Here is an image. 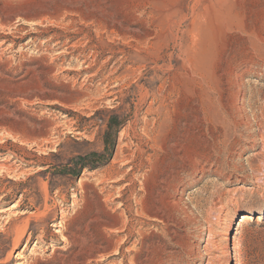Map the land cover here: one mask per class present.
<instances>
[{"label":"rangeland","instance_id":"374dc122","mask_svg":"<svg viewBox=\"0 0 264 264\" xmlns=\"http://www.w3.org/2000/svg\"><path fill=\"white\" fill-rule=\"evenodd\" d=\"M259 202L264 0H0V264H264Z\"/></svg>","mask_w":264,"mask_h":264},{"label":"bare ground","instance_id":"6f19581e","mask_svg":"<svg viewBox=\"0 0 264 264\" xmlns=\"http://www.w3.org/2000/svg\"><path fill=\"white\" fill-rule=\"evenodd\" d=\"M172 163V162H171ZM173 165H175L174 163H173ZM156 166V165H155ZM164 168V167H163ZM168 168V167H167ZM166 168V169H167ZM159 170V169H158ZM161 171V170H160ZM170 171H171V169H170ZM161 173V172H160ZM169 174V173H168ZM171 174H173V175H175V174H177V171L176 170H172L171 171ZM172 175V176H173ZM161 176V175H160ZM168 176V175H167ZM162 177V176H161ZM151 179V178H150ZM149 179V180H150ZM166 179V178H165ZM148 181V180H147ZM165 181V180H164ZM161 182V181H160ZM162 184V183H161ZM167 184H168V182H167ZM14 206V205H13ZM262 208H264V202H259L258 204H256V205H253L251 208H249V209H247L246 210V214L244 213V214H242L241 216H240V219H239V221H238V223L236 224L237 226H240L241 224H242V222L244 221V220H246V218L248 217L247 215H249V214H251V213H260L263 209ZM231 228H232V224H227V226H226V233H229L230 234V231H231ZM22 234V233H21ZM23 235V234H22ZM231 236V235H230ZM230 236H229V238H230ZM21 236H18L17 238H16V240H15V243L16 244H18L20 241H21ZM234 239V238H233ZM9 255H11V253L9 254ZM10 257V256H9ZM16 259H18L19 261L17 262V264H24V262H23V260H24V257H23V255H22V252H20V253H16V257H15ZM22 258H23V260H22ZM230 260H231V256H228L227 257V259L225 260V263L224 264H230Z\"/></svg>","mask_w":264,"mask_h":264}]
</instances>
